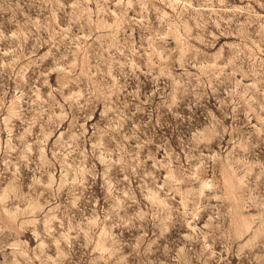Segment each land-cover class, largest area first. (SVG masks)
<instances>
[{"label":"rangeland","instance_id":"374dc122","mask_svg":"<svg viewBox=\"0 0 264 264\" xmlns=\"http://www.w3.org/2000/svg\"><path fill=\"white\" fill-rule=\"evenodd\" d=\"M0 264H264V0H0Z\"/></svg>","mask_w":264,"mask_h":264}]
</instances>
